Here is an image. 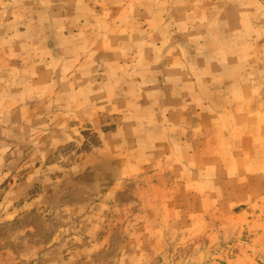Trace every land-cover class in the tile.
<instances>
[{"label": "rangeland", "instance_id": "1", "mask_svg": "<svg viewBox=\"0 0 264 264\" xmlns=\"http://www.w3.org/2000/svg\"><path fill=\"white\" fill-rule=\"evenodd\" d=\"M0 264H264V0H0Z\"/></svg>", "mask_w": 264, "mask_h": 264}]
</instances>
